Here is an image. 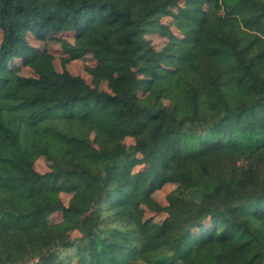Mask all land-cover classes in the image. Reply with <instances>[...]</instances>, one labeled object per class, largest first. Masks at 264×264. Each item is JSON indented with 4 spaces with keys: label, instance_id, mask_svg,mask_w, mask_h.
Instances as JSON below:
<instances>
[{
    "label": "trees",
    "instance_id": "1",
    "mask_svg": "<svg viewBox=\"0 0 264 264\" xmlns=\"http://www.w3.org/2000/svg\"><path fill=\"white\" fill-rule=\"evenodd\" d=\"M181 1L0 0V264H264V0ZM165 16L183 36L158 51ZM46 30L72 32L63 50L90 53L121 92L64 72L14 77ZM93 131L133 142L104 152ZM139 160L149 176L134 178ZM175 179L142 233L144 199Z\"/></svg>",
    "mask_w": 264,
    "mask_h": 264
},
{
    "label": "rangeland",
    "instance_id": "2",
    "mask_svg": "<svg viewBox=\"0 0 264 264\" xmlns=\"http://www.w3.org/2000/svg\"><path fill=\"white\" fill-rule=\"evenodd\" d=\"M180 4L185 7H192L195 5V2L182 0ZM175 12H177V10H175ZM162 22L168 25L169 28L153 34V43L158 51L167 45L173 39L174 35L178 37L183 36L182 32L177 28L173 16L163 17ZM29 39L37 48L39 57L27 66H22L18 62L12 65L11 73L18 80H27L36 76L37 73H50L55 75L58 72H64L69 75L81 76L92 85H99L102 89L109 92H121L122 84L109 78L104 72L99 71L96 67L97 61L90 53H66L63 50L64 41H73L74 35L72 32L46 30L40 36L31 34ZM1 40L2 33L0 32V42ZM163 61L167 66H177V63L173 61H166L165 59ZM141 77L142 80L140 82L139 93L140 95H145L151 88L152 77L146 73H143ZM164 100L166 102H171L172 96L170 92H167ZM92 136L94 143L104 152L111 151L117 147L127 148L129 144L133 142V139L130 137L118 142H106L99 136L97 131H93ZM240 165L242 170L247 169L249 160L243 159ZM36 168L41 172H46L52 169L53 166L49 160L41 156L36 162ZM149 175V170L144 169L142 162L139 160L134 169V178H144ZM177 182L178 180L175 179L165 183L161 189L157 190L149 198L144 199L137 213V223L142 233H149L159 226L161 220L165 216V214L161 212V208L166 204V195L176 186ZM72 193V186H70L69 183H63L61 194L66 203L69 201ZM60 220L61 214H56L51 217V221L55 224H59ZM64 233L66 239L79 235L77 231L71 228H64Z\"/></svg>",
    "mask_w": 264,
    "mask_h": 264
}]
</instances>
